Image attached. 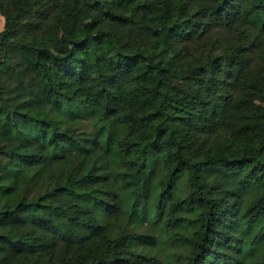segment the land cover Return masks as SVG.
<instances>
[{"label":"trees","instance_id":"trees-1","mask_svg":"<svg viewBox=\"0 0 264 264\" xmlns=\"http://www.w3.org/2000/svg\"><path fill=\"white\" fill-rule=\"evenodd\" d=\"M0 16L10 264H264V0H0ZM234 99L248 112L208 130Z\"/></svg>","mask_w":264,"mask_h":264},{"label":"rangeland","instance_id":"rangeland-1","mask_svg":"<svg viewBox=\"0 0 264 264\" xmlns=\"http://www.w3.org/2000/svg\"><path fill=\"white\" fill-rule=\"evenodd\" d=\"M3 28V18L0 16V30ZM258 65L256 68V73L264 81V38L262 44L257 51ZM249 110V105L247 103L241 102L239 99H234L231 102L224 103L221 108V118L214 121L209 125V129H214L222 123L223 119L231 116H239L246 114ZM24 248V247H21ZM14 253L7 248L6 243L0 240V264H10L13 261Z\"/></svg>","mask_w":264,"mask_h":264}]
</instances>
